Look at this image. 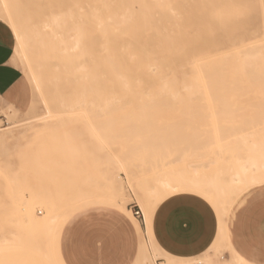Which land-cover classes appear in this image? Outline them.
<instances>
[{"label":"bare ground","instance_id":"obj_1","mask_svg":"<svg viewBox=\"0 0 264 264\" xmlns=\"http://www.w3.org/2000/svg\"><path fill=\"white\" fill-rule=\"evenodd\" d=\"M134 1L135 0H110V1L102 0L101 2L102 5L100 4V6L102 7L103 5H105V7L104 6L102 7L104 8L103 11L105 10L104 13H106L107 11L109 12V14L107 15L105 14L102 17L103 14L100 15L101 12L99 13V11H101L102 8L101 9L96 8L97 5L94 6L96 3H98V0L97 2L95 1L96 2L95 4L92 1L94 5H92L89 10L91 14H89L85 10V6H84L86 2L85 0H75L74 3L72 4L73 6L68 7L65 10L57 11L55 9L54 10L52 9L50 15L48 16V19L47 20L45 19V21L41 23L40 21H38L40 24L35 25L34 28L33 27L28 28V26L22 28L20 24L17 23L19 21L15 20V18H17L19 15L17 17L14 16L15 18L12 16H8L9 17L8 21L13 29L12 32L15 36L16 42L13 41L11 35L9 34L10 29L0 26V40L7 41L13 45L14 48V55L12 57L13 61L17 63L18 61L17 58L19 57L21 59L19 62L22 61L24 63V68L25 66L26 67L29 66V68L31 67L30 69L32 71L34 89L39 91L37 97L40 96L42 101L44 102L48 100L46 105L48 104L47 107L51 112L49 113L51 114L50 118L53 121H49L51 119L44 120L42 118L44 120V125L47 126V128L51 132L53 131L60 132V134H62V141L65 145L67 143L74 142L76 135L74 124L78 118V115L80 116V114L78 113L82 111L86 112L90 110L100 113L103 111L124 112L123 113L124 116L127 117L128 115V117L125 118L123 114L120 113V115L122 114L121 116L124 117L125 119L124 118L122 119V117H120L121 121L119 122L122 123L123 120L124 121L126 120V122L123 121L122 123L123 126L120 125V123L119 124L116 123L122 126V127H118L121 130L125 129V127L127 126L125 124L132 122L130 121L127 123L128 120L134 121L137 118L141 119V120H136V122L134 121L128 124L130 125L129 126L130 129H129V133L127 134H129L131 137L133 133H134L133 135H135L137 132L135 129L131 133L130 130H132L133 128H137V127L140 128V126L138 125H142V126L144 124L148 125L149 121L151 124V120H150L151 117L147 114H151V113L155 114L157 112L161 113V111L164 110L165 111L192 110L188 112H193L194 110L198 111L199 109L200 110L202 109L203 111L206 112L217 113L220 111L231 112L240 109V110H254L255 113H259V114L264 113V95L239 96V95H230L227 93L231 91H240V90H254L258 92H264V86H261V84L264 83V80L259 79L264 75V69L253 70L252 71L253 74H250L251 78L235 81L237 83L257 82V84L259 85L255 88L228 86V80L221 77L222 75L219 69V64L209 61V59L214 60L217 58L218 53H216L215 49L218 47H205L207 43L209 45H212V42L209 38L211 35H213L212 32H210V28L212 27L211 24H204V26L201 27V30L203 31L195 34L194 38L189 39L191 35L190 36L188 35L189 37L188 38L186 37V39H184L185 36H187V34L189 33L186 32L184 33V31L182 30H177V31L170 30L171 32L157 30V28L159 27H163V29L168 27L174 28L176 26L181 27L180 25L181 23H179L180 21L179 22L177 21L178 18L175 14L162 16L158 12L159 17L157 18H153L151 17V15L148 16L146 14L145 16L144 15L138 16V13L136 14V16L122 15L124 13L122 14L120 13L122 16L117 14V11L118 10L122 11V9L125 11L129 10L133 12L132 11L133 9L130 8L131 7L130 5H129L130 7H126L124 4L125 3L127 4L129 2L133 3ZM152 1H154V3L166 2L165 0H150V2ZM9 5L8 7H10ZM120 6L122 7V9L120 8ZM176 6H178V4ZM39 8H41V4ZM176 9L161 8V10H165V11L167 10V12L175 11ZM7 10L6 12L9 13ZM96 10H98V12H95ZM40 11L38 9L39 13ZM93 12L96 14L99 13V16L95 15ZM145 12L146 11H144L143 14ZM29 15L28 17H30ZM42 15L41 17L44 16ZM183 17L188 21L186 22L185 27L189 26L190 24L189 19H191V17L185 16V14ZM218 23H220L221 27L224 29L223 35L227 37V41L225 39V41L227 42V46L224 49L230 52L231 50L240 48L235 45L236 38H234L231 35V31H230L231 25L228 24L225 20L220 21ZM148 29H152V31H149ZM188 32L191 33V31ZM191 41L203 42V44L200 45L203 48L202 47L198 48L197 47L198 44L196 43H195L196 44L195 46L196 48H195ZM209 41L211 44L209 43ZM187 42H191L190 43L191 46L189 45V47H187L188 44L187 45L184 44ZM205 42H207L206 45ZM212 51L214 52L212 53ZM38 59L44 60L43 61L44 64L45 65L47 64L49 65L48 67H50V68L46 67L47 70H49L47 71L49 73L48 74L49 76L48 79L50 81V82L48 81L49 84L46 83L48 79L44 80L47 78L45 72L44 75L46 77H43L44 79L43 78L41 79L39 73L36 72L37 68H39L37 67L39 66L37 65ZM43 62H41V64L44 66ZM230 65L235 67L237 64L232 63ZM43 69L46 70L45 68ZM25 73L27 72L25 71ZM59 84L60 86L61 84H63L65 87H63L62 85L61 87L63 88L61 89ZM64 89H67L66 93ZM55 90L59 91V94L57 93L58 97L63 93L64 96L62 95L61 98L59 97L58 100H55L57 99V96L53 97L57 92V91L54 92ZM60 90L63 92L61 93ZM53 92L54 95L52 94ZM50 93L52 94V97L50 96L48 99ZM32 96L35 97L36 96L35 93H31L28 95V97H32ZM10 106L8 108L11 109L12 106L11 107ZM58 111L59 113H61V115H57ZM90 111L87 112V114L90 113L88 115L89 117H87V120H84L86 118L83 117L84 118L83 119L81 118L82 116H80L81 120L83 119L85 123L86 121L87 122L89 121L87 125L85 124L86 126L89 125L88 126L89 133L93 132L94 129L95 131H97L96 127L94 129L91 128L94 127L93 122L95 121L92 122V120L95 119L94 116L98 114L100 115L99 117L102 116L101 115L102 113L100 114L95 112H93L95 113V115L92 114V116H90L92 113ZM135 111H137L136 114H139L138 112H140V114H144V112H146L145 113L146 116L142 115L143 117L141 116L140 118L137 117L138 115L136 114L135 115L131 114L132 117H130L131 115L127 114L128 112L134 113ZM141 111L144 112L142 113ZM108 112H106L107 116L105 117V115H103V117L106 118V120H108L111 123L110 126H113L112 125L114 123L113 120H116L115 118L117 117L112 116L114 117L112 118L111 115H113V113L112 114L110 113L111 114L109 115L111 117L110 118L108 116ZM116 112L114 113L116 114ZM87 114L85 113L83 116ZM99 117L96 116V119ZM107 117L109 118L107 119ZM104 118L103 119L99 118L98 120L99 123H97L96 121V124L99 125L100 122L104 124V121L106 124L107 123L110 124L108 121L104 120ZM255 120L257 123L264 124V117H255ZM49 122H53V123L47 124ZM33 126L34 125H31V123L27 125H18V127H20L18 131L14 130L17 129L16 126V128L14 129H9L7 131L0 133V146L3 147L2 150L4 149L3 153L6 155H10V153H14L19 160L18 168L15 167L11 159H8L3 166L0 165V177L4 178L5 181L7 182L5 186L7 194H11L10 196L11 199L13 198V200L16 201L19 200L17 202L15 201V203L17 204L16 206H13L14 209L13 211L15 212L17 211V215L19 214L20 216H23L22 219H24L25 222L27 221L26 224H28V226L31 227L33 231H37L38 233L41 232V234L42 231L43 234L46 231L49 237L53 235L58 238L57 236L58 233H60L62 228L68 224L74 225L73 226L74 229L81 228L80 226L82 225H87L89 219H91L89 212L92 210V207L90 208V206H93V204L96 203L97 204L101 203L100 197L103 196L106 199L104 201L109 203L112 208H115L116 210L128 215V217L135 223V229L139 237H141L142 236L141 228L137 222V219L134 217V215L130 213L128 208L124 206V202L126 203L127 201L125 200L123 202V199H126L124 197H126L127 193L125 195L124 188L126 185L123 184V182L121 181L120 170H122L125 167V165L123 164L124 162L123 160L127 158H124V156L127 157V154L129 155V153H131V148H128L130 147L128 143H130L129 140L131 139V137L128 138L129 136L128 135L127 137H123L126 139L121 140L117 138L118 137L117 135L119 134V130L117 131L118 134L115 133V135L117 136L116 137L117 141L119 139L121 140V143L123 142L121 149H123V145H124L126 146V149L127 148L130 149L129 153L127 152L128 149L122 150L123 155L125 151H126L125 153H127L124 156L118 155L117 153L114 154L112 153L111 150H110L111 152L105 150L104 156L106 158V161H108L109 165L107 164L106 161L104 162V164L106 163L105 164L106 166L107 165L110 166L112 164L111 167L107 169V172H105L106 174L104 173L105 175L109 173L108 174L109 176H106L108 177L107 178L108 184L106 190L104 188L105 191H103L101 189L102 188L101 182L96 183L93 180V182L99 185L100 188L96 186L97 189H95L96 187L92 185V187L93 186L95 187L92 188V190L94 189L95 191L101 189L103 191L101 193L96 191L97 195H94L90 193L92 192V190L91 191L88 190L85 191L86 189L84 190V187H87V189L90 188L88 186L89 184L88 185L86 184L87 186L83 187L84 191L79 190L78 185L80 183L79 182L77 183V181L81 179H79L78 177H77L78 180L74 178V171L72 173L66 174L63 177L52 176V178L50 177V181H46L47 179L45 180L46 182L44 181L46 175L43 167L45 164V158L47 156L45 155V145L43 142L46 136L43 134V132L42 134L44 135V137L42 134L36 136L37 131L34 133L33 131L31 132V130H34L36 128ZM107 126L105 130L109 131V129L113 128L112 127L108 129ZM148 126L150 127V125ZM104 128L105 127H103V129ZM141 128L139 130H141ZM114 129L115 128H113L112 130ZM98 130L100 131L101 134L102 132L105 131L103 130L101 132V128ZM116 130L117 129H115L114 131ZM121 130L120 133H122ZM29 132L31 133L28 134ZM126 132L128 131H125V133L124 132L123 133L126 134ZM109 134H111L110 131ZM113 134H111L112 136L110 135V137L113 138L114 137ZM122 134H120L119 137L124 136ZM261 135H262L261 142L262 145H264V132L261 131ZM92 136L95 138L97 142L101 141L102 135H98L100 138H97V135L96 136L92 135ZM116 138L114 137V140H116ZM45 139H47V137ZM137 139L135 138L131 139L132 144H133V140L134 143L136 144L135 140ZM103 140H105V138ZM126 140L128 142H126ZM117 141L115 142L116 144ZM140 141H141L140 143L142 144V139H140ZM109 142L111 143V145L112 143H114L111 142V139L109 140ZM144 142L145 143L143 144L144 145L146 144L144 147L148 146V143H150L148 142V140H145ZM121 143L120 141L118 142L119 146L121 145ZM140 143L137 149L141 147ZM98 144H100V142ZM137 145H138V141H137ZM104 146L106 147L105 144ZM256 146H257V141L255 140L246 142L245 147H241L238 153L239 158L243 159L244 161L241 160L242 162H238L239 163V164L237 163L238 165L237 164L234 165L232 167V170H230L231 169L230 168L227 171L224 178L225 181L222 183L221 188L214 185H210V187H208L209 192L217 191L218 193L219 191H221L219 193L225 194V193H230V190H232L233 194L231 193L229 195H232V200L235 201L236 189L238 186L236 185V182H242V184L248 187H252L256 184L264 182V159L259 160L257 158L258 155L256 153L257 152L255 148ZM137 149L133 148L132 150L135 151ZM2 150L0 151L2 152ZM119 150L120 149H118L117 152ZM138 150L136 152H138ZM64 154H66V152H64ZM100 164H98L99 167ZM99 167L98 169H100ZM246 173L249 174V178L247 181L245 180V178H243L245 177ZM184 181L185 179H183L182 183H184ZM163 183L164 185H166L167 187L169 186L170 188L176 187L175 185L171 184L169 180H165L163 181ZM239 185L243 186L240 183ZM26 190L29 192L28 194L29 197L25 199L23 193H25ZM140 191H142V193L146 192V195L148 196L147 197L145 195V198L144 196L142 197L140 196L137 200V202L140 204V206L142 207L145 213V221H146L147 234H148V238L146 239V245H145L144 263L151 264L149 261L151 255L150 251H153L155 255L158 256L161 255L165 257L166 261L164 264H174L173 258L170 255L164 253L161 250L160 246L156 243V240L152 232V215L154 211V204L155 202H157L160 195L158 196L157 192L154 191L152 192L145 190H140ZM135 193L137 194L138 192L136 191ZM230 198L231 197L223 198V202L229 201L228 204H230L231 203L230 201H232L229 200ZM19 203H21L20 206ZM224 204H226V202L223 203V206ZM37 206L43 207L45 209V215L43 217L36 216L35 207ZM15 207L17 208L15 209ZM85 208H88V211ZM224 208L226 209V207H223V209ZM85 210L87 211V213H85ZM12 215L14 216V218L16 217L15 213H12ZM223 216H224V211H223ZM14 218L12 219L11 217L10 218L8 217V219L11 220L10 223H12V220H14ZM24 220H22L23 226H25ZM3 221L4 222L6 221L4 217H3ZM16 222L18 223V221ZM19 222H21V220ZM13 223L15 222L13 221ZM128 223L130 225V222ZM17 225H19V223ZM88 228L90 227H87V231ZM21 230H19V232ZM76 230L78 231L79 229ZM76 230L75 232H77ZM26 232L29 233L28 230ZM93 232L95 233V231ZM4 234L5 233L0 235V241H2L5 244L8 243V247L13 246V245L9 246V243H11L10 242L11 239H8ZM38 235L39 234H37V236ZM48 236H46L47 239L49 238ZM225 238H227V236ZM34 239L35 238H33V240ZM52 241L53 240L50 241L48 239L47 242L50 243ZM34 242L35 244L38 245V243H36V240ZM3 243L0 245V249L1 247L6 248ZM15 246L16 245H14V247ZM17 246L22 247L23 245L19 244ZM26 247L28 248L29 246L25 245V248ZM49 247L51 246L49 245ZM49 247L47 249L48 251H49ZM32 249L36 251V249L33 246ZM39 250L42 249L40 248ZM234 258L238 259L239 257L235 255V257H233V260ZM232 262L233 261H231V264ZM186 263L191 264L190 262H186ZM199 263L203 264L202 261H199Z\"/></svg>","mask_w":264,"mask_h":264},{"label":"rangeland","instance_id":"obj_2","mask_svg":"<svg viewBox=\"0 0 264 264\" xmlns=\"http://www.w3.org/2000/svg\"><path fill=\"white\" fill-rule=\"evenodd\" d=\"M74 1L75 0H0V26L9 28L10 29L9 34L11 35L13 41L16 42L15 36L12 32L13 29L8 21L9 18L8 16L17 17L19 15L17 18L15 17L14 18L16 21H19L17 23L20 24L22 28H24L25 26L26 27L28 26V28H32V27L34 28L35 25L40 24L41 22L45 21V19L46 20L48 19V16L50 15L52 9L53 10L55 9L57 11L65 10L68 7L73 6L72 4L74 3ZM85 1L87 2V3L85 2L84 4L85 10L89 14H91L89 11L90 7L94 5L97 2V0H90V1L85 0ZM92 1L94 4L92 3ZM165 1H166L165 3H156V2L154 3V1L150 2V0H137V1L135 0L133 3L129 2L127 4L126 3L124 4L126 7L131 6L130 8L133 9L132 10L133 12L129 10L125 11L120 6L122 11L118 10L117 14L120 16L122 15L136 16V14L138 13V16H143V15L145 16L146 14L148 16L151 15V17L153 18L159 17L158 16L159 13L162 16L175 14L178 18L177 21L178 22L180 21L179 23H181L180 24L181 27L175 25L177 28L168 27L163 29V27H159L157 28V30L169 31V32H171L170 30H176V31L182 30L184 31V33L185 32L189 33L187 34V36H185L184 39H186V37L188 38L190 35L192 37L190 36L189 39L194 38L195 34L203 31L201 30V27H203L204 24H211L212 27L210 28V32H212L213 35H211L209 38L212 42V45H209L207 42H205V45L206 43L208 45V46L206 45L205 47H218L215 49L216 53H218L217 58L214 60L209 59V61L219 64V69L222 75L221 77L228 80V86L255 88L259 85L257 84V82L237 83L235 81L251 78L250 74H253L252 72L253 70L264 69V0H165ZM101 2L102 0H100V3L98 0L99 4L96 3L94 6L97 5L96 8H100V9L103 6L105 7V5H103L102 7L100 6ZM40 4H41V8H39ZM177 4L178 6H176ZM8 5L10 7H8ZM161 8H175V9L177 8V9L175 11L167 12V10L166 11L161 10ZM5 9L6 10L8 9L7 11L9 13H7ZM38 9L39 11L42 9L40 13L38 12ZM103 9L104 8H102L101 11H99V13L101 12L100 15L103 14L102 17L105 14L106 15L109 14L108 11H107L108 13L107 12L104 13L105 10L103 11ZM154 10L157 12H155ZM142 11L143 12L146 11V12L143 14ZM95 12H98V10H96ZM99 13L97 14L94 13V14L99 16ZM120 13L121 14L124 13V14L121 15ZM184 14L185 16H189L192 19V22L191 19H189L190 24L187 27L185 26H186V22L188 21L183 17ZM28 15L30 17L32 16L33 18L28 17ZM41 15L43 17H41ZM224 20L231 25L230 28L231 35L234 38H236L235 45L237 47H240L231 50L230 52L224 49L227 46V42H226L227 37L223 35L224 29L221 27L220 23H218ZM38 21H40V23ZM148 30L152 31V29H148ZM188 31H191V33ZM191 42L194 45V47L196 46V44H198L197 45L198 48L199 47L201 48L202 46L200 45L203 44V42L200 41H191ZM191 42H187L184 44L185 45L188 44L187 47H189ZM213 52L214 51H212V53ZM17 59H18L17 61L18 64L16 63V65L23 72V78L21 82L22 86L20 93L21 96H18L19 91L17 90L15 98L11 99L9 103V105L12 106V107L10 106L11 109L7 108L6 106V108L0 112V133L7 131L9 129H14L16 128V126L17 129L14 130L18 131L20 129L18 125H27L31 123V125H34L33 127H36L35 129L33 128L34 130H31V132L33 131L34 133L37 131L36 132L37 135L35 134L36 136H38L39 134L41 135L43 132V134L47 137V139H45L46 137L44 138V142H43L45 145V155L47 156L45 158V164L43 167L45 175L47 177L44 178V181L46 179H47L46 181H50V177L52 178V176L63 177L66 174L72 173L74 171V178L77 179L78 177L79 179L82 180V182L81 180L77 181V183L78 182L80 183L78 185L80 191L81 190L84 191L85 189H86L85 191L87 190L91 191L92 188H95L96 186L99 187V185L96 184L98 182L99 183L101 182L102 185L101 189L105 191L108 184V179H107L108 177L106 176H109L108 175L109 173L105 175L106 174L105 172H107V169H109V167H111L112 165L111 164L110 166H108L109 163L108 161H106V158L104 156L105 150L106 151L111 150L112 153L114 154L117 153L118 155H123L122 150L126 149V146L123 145V149H121L123 143V142L121 143V140L126 139L123 137H127L129 135L127 134L129 133V129H130L129 127L130 125L128 124L134 121L136 122V120H141V119L137 118L134 121L128 120L127 123L130 121L132 122L125 124L127 125L126 126L127 129L124 126L125 127L124 130L128 132L124 134L125 131L123 129L122 131L120 128H118L123 126L122 123L124 120L122 121V123L119 121H121L120 117H122L121 115L124 112L114 111L116 112L115 114L114 112L103 111L101 112L102 113L101 114L100 112L89 110L90 112H92L90 116H92V114L95 115V113H100L102 115L101 117H99L100 116L99 114L94 116L95 119L92 120V122L95 121L93 122L94 127L91 126L90 127L93 129L96 127L97 131H95L94 129L95 131V132L93 131L94 133L93 132L89 133L88 131L89 125L86 126L89 121L88 122L86 121L85 123L84 120H87V117H89L88 115L90 113L87 114V112L89 111L79 112L78 114L82 116L81 118L84 117L86 119L83 118L84 119V120L82 119L84 121L83 122L80 116L78 115V118L74 124L75 133H76L74 142L67 143L65 145L62 141V134H60V132H56V131L51 132L47 128V126L44 125L45 119H51L50 118L51 114H49L51 112L47 107L48 104L46 105L48 100L44 102L42 101L40 96L37 97L39 91L34 89L32 71L30 69L31 67L29 68V66L28 67L25 66L24 68V63L22 61L19 62L21 59L19 57ZM43 61L44 60L42 59H38L37 65L39 66L37 67L39 68H37L36 72L39 73L41 79L47 76L46 79L43 78L44 80H47L49 77L48 76L49 73L47 72L49 70H47V68L50 67H48L49 65L47 64L45 65ZM41 62H43L44 66L41 64ZM232 63L233 64L235 63L237 65L234 67L230 65ZM43 68H45L46 70H44ZM25 71L27 73H25ZM44 72L46 73L45 74L46 76L44 75ZM259 79L264 80V75ZM48 81L49 79L47 80V82L46 81L45 82L49 84L50 81L49 82ZM62 85L63 84H61V86ZM261 86H264V83L261 84ZM63 87L65 86L63 85ZM63 87H61V89ZM66 90L67 89H64L65 93ZM54 92H56L55 95ZM54 92L52 93L54 95L53 97L57 96V99L55 100H58L59 97L61 98L62 95L64 96L63 93L58 97L57 95V93L59 94L58 90H55ZM60 92L62 93L63 91L60 90ZM31 93H35L36 96L28 97V95ZM227 93L230 95H239V96L264 95V92H258L254 90H240V91H231ZM52 94L50 93L48 99L50 96L52 97ZM0 102H1V98H0ZM172 111L164 110L161 111V113L157 112L155 114L154 113L147 114L151 117L150 119L151 124L150 121L148 124L150 125V127L144 124L143 125L144 127L142 125H138L140 126V128L142 126L141 130H139L140 128L137 126H136L137 128H133L132 130H130L131 133L135 129L137 132L135 135H133L134 134L133 133L132 137L129 135L128 138L131 137V139L134 138L135 139L138 138V139L135 140L136 144L134 143V140L132 144L130 139L129 140L130 143H128L130 147H128L127 144V147L131 148V153H129L130 149L127 148L128 149L127 152L129 153L130 156L127 153H125L126 151L124 150L125 151L124 155L127 154V157L123 155L124 158L127 159L130 158L129 160L127 159L123 160L124 161L123 164L125 165V167L122 170H120L121 181L123 182V184L126 185V186L124 185L125 195L127 193L126 197H124L126 199H123V202L125 200L127 201L126 202L127 204L124 202V206L127 207L130 213L133 215V209L131 208V206L132 203L135 202L140 207L145 217V213L142 207L140 206V204L137 202V200L140 196L141 197L144 196L145 198L146 192L143 191L144 193H142V191L140 190H145L149 192L154 191L157 192L158 196L160 195L157 202H155L154 204V210L171 197H178L183 195L196 196L200 198L201 201H203L210 208V210L212 211L213 215L217 220L218 233H217L216 242L214 246H212L209 250H207L203 255L195 258L171 255L164 252V250L160 247L164 253L170 255L173 258L174 264H187L186 262H190L191 264H201L199 263V261H202L203 264H231V261L236 260L235 258L233 260V257H235V255H237L239 258L251 257L256 261H260L262 259V253H264V182L256 184L252 187H248L242 184V182H236V185L238 186L236 189L235 201L232 200V195H229L232 193V190H230V193L223 194V193H219L221 191H219L218 193L217 191L209 192L208 187H210V185H214L221 188L222 183L225 181L224 178L227 171L230 168H231L230 170H232V167L236 165L238 162H242L241 160L243 159L239 158L238 153L241 147H245L246 142H250L251 140L257 141V146L255 147L257 151L256 153L258 155L257 158L259 160L264 159V145H262L261 142L262 140L261 131L264 132V124L257 123L255 120V117H264V113L259 114V113H255L254 110H240V109L231 112L220 111L217 113L206 112L203 111L202 109L201 110L199 109L198 111L194 110L193 112H188L192 110H188V111L175 110L174 112ZM106 112H108V116L113 113L111 117L112 116L117 117L115 118L116 120H113L114 121V123L112 124L113 126H110L111 123L108 120H106V118L103 117V115H105V117L107 116ZM141 112L143 113L144 111ZM58 113L59 111L57 112V115H61V113L59 114ZM85 113L87 115L83 116ZM120 113L122 114L120 115ZM136 113L137 111H135L134 113L128 112L127 114L135 115ZM138 113L140 114V112ZM145 113L146 112H144V114H140V116L139 114L136 115H138L137 117L141 118L142 115L146 116ZM96 116L102 119L104 118V120L108 121L110 124L108 123L106 124L105 121L104 124H102L101 122L99 125L96 124V121L97 123H99L98 121L99 118L96 119ZM152 116L155 119H153ZM109 117H107V119ZM124 117L127 118L128 115L127 117L126 116ZM124 117H122V119ZM130 117H132V115ZM49 121H53V120L51 119ZM124 122H126V120ZM50 123L52 124L53 122H49L47 124ZM116 123L118 124L120 123V125L122 126ZM106 126L108 129L112 127L117 129L116 131H114L115 129L112 130L113 129L112 128L109 129V131L111 134L114 133L113 135L115 138L118 136L117 138L121 140L118 139L117 141V138L116 140H114V137L113 138L110 137L111 134H109V131L105 130ZM103 127L105 128L103 129ZM100 128H101V132L105 130L104 132H102V134L98 130ZM118 130H119V134L117 132ZM120 130L122 133L123 132L124 133L123 134L120 133ZM31 132H29L28 134H30ZM115 133H117L118 135L116 136ZM137 133L138 134L140 133L139 135L141 137ZM120 134L124 136L121 135L122 137H119ZM92 135L95 136L97 135V138H100L98 135H102L101 141H99L100 144H98L99 142H97ZM104 138L105 140H103ZM107 139L108 142L110 139L111 142L114 143L117 141V144L120 141L121 145L119 146V144L117 145L116 143L115 144L112 143L111 145L110 142L109 145ZM140 139H142V144L140 143L141 142ZM144 139L150 142L146 147H144L146 144L145 145L143 144L145 143ZM102 140L103 143L106 145V147L102 143ZM137 141H138V145H137ZM126 142L128 141L126 140ZM139 143L141 144V147H139L140 149L138 148L139 149L138 150L137 147L139 146ZM131 144L133 147L131 146ZM2 148L3 147H1L0 150H2ZM133 148L134 149L136 148L138 152H136L137 150L135 151L132 150ZM113 149L116 151H114ZM118 149L120 150L117 152ZM3 150L2 152L0 151V165L3 166L8 159H11L15 167L18 168L19 160L16 157V155L14 153H10V155H6L3 153L4 152ZM63 151L66 152V154H64ZM132 151H134L135 153ZM105 161L108 164L107 166L105 165L106 163L104 164ZM98 164H100V167ZM98 167L100 169H98ZM246 175L243 178H245V180L247 181L249 178V174L246 173ZM183 179H185L184 183H182ZM93 180L96 183L93 182ZM165 180H169V182L175 185L176 187H172V188H170L169 186L167 187L163 183V181ZM239 183L243 186H240ZM6 184L7 182L5 181V179L0 177V200H1L0 235L5 233L4 235L8 239H11L10 241L11 243H9V246L10 245L13 246L8 247V243H6L7 244L6 245L2 241H0V245L3 243L4 246L6 247V248L1 247L0 249V264H71L69 262L70 260L68 259L66 260V258L70 253V247H71L70 239H72L76 233L75 231L71 232L72 229H74L73 228L74 225L68 224L64 226L61 232L58 233L57 235L58 238L53 235L49 237L46 231L44 232V234L43 231L42 234L41 232L38 233L37 231H33V229L29 227L28 224H26L27 221L25 222V220L22 219L23 216H20L18 214L20 216L19 217L17 215V211L16 212L13 211L14 210L13 206H16L17 203H15L16 200H13V198L11 199L10 197L11 194H7L5 188ZM86 184L87 185L89 184L88 186L90 188L87 189V187H84L87 186ZM92 185H94L95 187L94 186L92 187ZM97 187L95 189H97ZM101 189L95 191L93 189L92 192L90 193L97 195V192L100 193L103 192ZM134 189L138 192L137 194L135 193L136 191ZM194 192H199L200 195H194L193 194ZM23 194L25 199L29 197L28 196L29 192L27 190ZM222 197L223 198L231 197L229 199L232 200L230 201L231 205L228 204L229 201H224L226 202V204H224L223 206L224 202ZM104 200L106 199L103 196L100 197L101 203L98 204L96 203L93 204V206H90V208L92 207V210L89 213L92 214L93 216L96 214L95 215L96 217H101L102 215L108 214V212H110L112 209H115L112 208L110 204L105 202ZM20 205L21 203H19V206ZM223 207H226V209L225 208L223 209ZM16 208L17 207H15V209ZM88 208L85 209L88 211ZM86 210L85 213H87ZM222 210L224 211V216ZM12 213L16 214L15 218L13 216L14 214L12 215ZM35 213L37 217H43L45 215V209L43 207L37 206L35 207ZM3 217L6 220L5 222L3 221ZM8 217L9 218L11 217L12 219L14 218V220H12V223H10L11 220L8 219ZM20 220L21 222H19ZM22 220H24L25 222L24 225L26 227L28 226L27 228L23 226ZM13 221L15 223H13ZM16 221H18L19 225H17L18 223ZM137 222L141 228L142 236L140 237L141 240L140 254L137 261L134 264H145L144 254H145V245H146L147 237H145V232L142 229L140 222L138 220ZM220 226L222 227L221 232H220ZM29 229L32 230L30 231ZM19 230L21 231L19 232ZM27 230L29 233L26 232ZM37 234L39 235L37 236ZM31 235H33L34 237ZM46 236L49 237L48 239L50 241L51 240L53 241L48 243L47 242L48 239ZM226 236L227 238H225ZM28 237H30L32 240ZM62 237H64L65 239ZM33 238L35 239L33 240ZM35 240L39 246L35 244L34 242ZM17 241L19 242V244H22L23 246L18 247L17 245L19 244ZM31 242H33L34 244ZM14 245H16L15 247L17 248H15ZM25 245H28L29 247L25 248ZM49 245L51 247H49ZM32 246L36 249V251L32 249ZM48 247H49V251L47 250ZM40 248L42 250H39ZM150 253L151 255L149 261L151 264L165 263L166 259L164 256L155 255L153 251H150ZM231 253L233 257L231 256Z\"/></svg>","mask_w":264,"mask_h":264},{"label":"crops","instance_id":"obj_3","mask_svg":"<svg viewBox=\"0 0 264 264\" xmlns=\"http://www.w3.org/2000/svg\"><path fill=\"white\" fill-rule=\"evenodd\" d=\"M13 55V45L0 40V112L10 106L9 103L15 98L17 90L18 96H21L23 72L13 61ZM5 99L9 103H5ZM192 202H198L195 209ZM200 209L204 211L201 212ZM90 218L88 224L80 226L78 233L70 239V253L66 260H70L71 264H134L137 261L141 240L135 223L127 214L112 209L101 218L91 214ZM190 218L195 220V226L186 232L184 229L188 227ZM136 219L148 238L145 217ZM87 227H90L88 231ZM152 232L156 243L164 252L195 258L214 246L218 223L210 208L200 198L183 195L169 198L154 210Z\"/></svg>","mask_w":264,"mask_h":264},{"label":"snow or ice","instance_id":"obj_4","mask_svg":"<svg viewBox=\"0 0 264 264\" xmlns=\"http://www.w3.org/2000/svg\"><path fill=\"white\" fill-rule=\"evenodd\" d=\"M18 39V37H17ZM5 103H9L7 99L4 101ZM194 195H200L199 192H194ZM193 208L195 209L198 206V202H192ZM201 212H203V209H200ZM195 226V220L190 218L188 221V227L184 229V231H189ZM232 264H264V253H262V259L260 261H256L255 259L251 257H245V258H238L235 261L232 262Z\"/></svg>","mask_w":264,"mask_h":264},{"label":"built area","instance_id":"obj_5","mask_svg":"<svg viewBox=\"0 0 264 264\" xmlns=\"http://www.w3.org/2000/svg\"><path fill=\"white\" fill-rule=\"evenodd\" d=\"M132 208L135 217H137L138 219H144V214L137 204H133Z\"/></svg>","mask_w":264,"mask_h":264}]
</instances>
